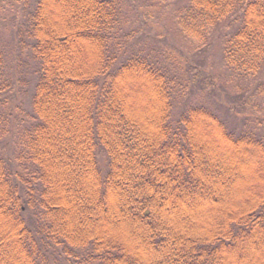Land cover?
Segmentation results:
<instances>
[{
  "label": "trees",
  "instance_id": "trees-1",
  "mask_svg": "<svg viewBox=\"0 0 264 264\" xmlns=\"http://www.w3.org/2000/svg\"><path fill=\"white\" fill-rule=\"evenodd\" d=\"M147 2L0 0V264H264V0Z\"/></svg>",
  "mask_w": 264,
  "mask_h": 264
},
{
  "label": "rangeland",
  "instance_id": "rangeland-1",
  "mask_svg": "<svg viewBox=\"0 0 264 264\" xmlns=\"http://www.w3.org/2000/svg\"><path fill=\"white\" fill-rule=\"evenodd\" d=\"M146 1H148V5L150 4H154L152 6H148V7H144L145 11L148 13V20L150 23H152V21L154 20L153 19V16H154V13H155V10H156V7H157V1H162L163 4L166 3L167 1L169 0H141L142 3H146ZM13 11H7V10H2L0 9V32L4 35V37L9 40V37H10V29H11V26H12V17H13ZM146 16V15H145ZM147 18V17H146ZM160 23V21L158 22ZM156 23L155 25L156 26H159L160 24ZM132 93L135 94V98L138 99L140 101V103L142 104H148L145 102V100H140L139 97L140 96V93L138 91H135L133 90L134 89V86L132 87V85L129 86ZM140 86H135L136 90H138ZM212 132V131H211ZM241 185L244 187H246L249 191V189L251 188V186L253 185V183L251 181H243L241 183ZM254 187V185H253ZM256 188V187H254Z\"/></svg>",
  "mask_w": 264,
  "mask_h": 264
}]
</instances>
